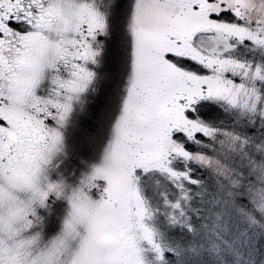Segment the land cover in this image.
Wrapping results in <instances>:
<instances>
[{"label":"snow or ice","instance_id":"obj_1","mask_svg":"<svg viewBox=\"0 0 264 264\" xmlns=\"http://www.w3.org/2000/svg\"><path fill=\"white\" fill-rule=\"evenodd\" d=\"M0 264H264V0H0Z\"/></svg>","mask_w":264,"mask_h":264},{"label":"rangeland","instance_id":"obj_2","mask_svg":"<svg viewBox=\"0 0 264 264\" xmlns=\"http://www.w3.org/2000/svg\"><path fill=\"white\" fill-rule=\"evenodd\" d=\"M87 127H88V125L85 123V124L83 125V129H87Z\"/></svg>","mask_w":264,"mask_h":264}]
</instances>
